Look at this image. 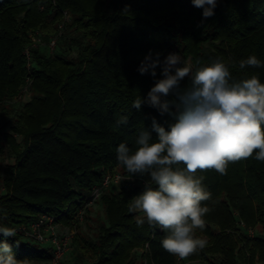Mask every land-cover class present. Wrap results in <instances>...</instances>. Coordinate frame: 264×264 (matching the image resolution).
Segmentation results:
<instances>
[{"label": "trees", "instance_id": "trees-1", "mask_svg": "<svg viewBox=\"0 0 264 264\" xmlns=\"http://www.w3.org/2000/svg\"><path fill=\"white\" fill-rule=\"evenodd\" d=\"M202 12L192 0H0V159L12 158L3 167L0 226L27 224L42 213L75 222L95 183L115 170L127 173L117 161L118 145L134 149L152 117L165 127L172 122L147 104L133 108L154 84L138 72L150 50L161 60L179 53L200 66L220 58L233 80L259 75L264 83V0H218L212 17ZM38 33L44 41L57 35L53 52L32 45ZM250 55L262 66L240 69ZM188 83L185 78L181 87ZM26 85L30 100L9 103ZM123 117L127 123L118 124ZM197 175L211 193L202 202L210 209L205 227L195 230L207 242L202 250L184 260L164 250L166 233L146 220L137 225L141 214L128 209L138 189L124 187L101 196L104 219L94 236H74L73 258L133 264L141 249L145 264H264V161L253 153L230 163L224 175L212 169ZM4 240L20 264L51 257L21 233L0 235Z\"/></svg>", "mask_w": 264, "mask_h": 264}, {"label": "clouds", "instance_id": "clouds-1", "mask_svg": "<svg viewBox=\"0 0 264 264\" xmlns=\"http://www.w3.org/2000/svg\"><path fill=\"white\" fill-rule=\"evenodd\" d=\"M217 2L192 0L203 9L204 18L214 15ZM160 55L153 56L150 50L141 61L138 72L150 74L154 84L147 98L138 97L133 108L147 104L161 116L172 117V122L165 127L152 117L151 130L139 134L135 148L120 143L116 154L129 177H149L128 209L141 214L137 225L146 220L159 227L166 233L162 248L184 260L207 243L195 230L205 227L203 217L210 209L202 202L209 201L211 193L197 173L212 169L224 175L230 163L247 160L253 153L257 161H264V83L259 75L233 80L228 63L220 58L200 66L179 53H169L163 60ZM246 66L262 64L250 55L239 61L240 69ZM158 67L160 78H156ZM185 78L189 83L181 87ZM117 123L126 124L127 118ZM15 234L14 229L0 226V235ZM0 264H20L6 240L0 241Z\"/></svg>", "mask_w": 264, "mask_h": 264}, {"label": "built area", "instance_id": "built-area-1", "mask_svg": "<svg viewBox=\"0 0 264 264\" xmlns=\"http://www.w3.org/2000/svg\"><path fill=\"white\" fill-rule=\"evenodd\" d=\"M66 18H68V16H66ZM56 44L57 35L50 37L48 41H44L39 33L33 37V46H46L50 52L55 50ZM24 52L29 64L31 60V50L27 47ZM28 90V85L22 88V92H27ZM19 99L20 96L18 95L16 100ZM145 181L148 180L144 177H129V174L124 173L121 170L109 172L103 176L101 181L92 186L90 193L84 199L83 204L76 210L74 220L76 222L66 223L59 220L57 215L42 213L37 219L32 220L27 224H18L11 228L15 230L16 234L21 233L23 236L31 238L38 243H49L51 246V257L48 260H44L43 264H67V258L72 249V240L75 232L74 229L85 219L88 214V209L91 206H95L101 196L110 189L117 191L124 187L137 188L139 194L143 191ZM240 224L244 225V222L241 221ZM74 225L76 226L74 227ZM248 232L253 233L251 228L248 229ZM179 259L180 258L178 257V260ZM256 264L262 263L256 260Z\"/></svg>", "mask_w": 264, "mask_h": 264}, {"label": "rangeland", "instance_id": "rangeland-1", "mask_svg": "<svg viewBox=\"0 0 264 264\" xmlns=\"http://www.w3.org/2000/svg\"><path fill=\"white\" fill-rule=\"evenodd\" d=\"M19 96H20L19 101L15 100V101H11L9 103L13 104L12 102H15V104H13L14 106H17L18 104H21V103H25V102L30 100L31 92H30V90H28L27 92L26 91L22 92V89H21ZM10 160H12V158H8V159L6 158L4 160L0 159V191L3 190V186H2L3 167H4V164L9 162ZM87 213H88L87 216L85 217V219L83 221H81V223H79L78 225L76 224L77 226L74 225V227L76 226L77 228L74 229L75 232H74L73 238H74V236H76L78 234L87 235V236H94V234L97 231V225H98L99 221L101 219H104V208H103L102 202L99 200L95 206H91L88 209ZM251 229L253 231V233H249L251 235L255 234L256 232L261 231V227H258L257 229H253V228H251ZM39 244L41 247L44 246L49 251H51V246L49 245V243H39ZM140 250L141 249H139L136 252L135 260H134L133 264H145L143 261V258L141 257V253H140L141 251ZM72 251H73V245H72V249L70 251V254L68 255V258H67V264H88L89 259L87 258V256H86V258H84L83 261H77L75 258H73L74 254ZM22 264H43V261L31 260L28 262H24ZM188 264H209V263L195 260V261L188 262Z\"/></svg>", "mask_w": 264, "mask_h": 264}]
</instances>
